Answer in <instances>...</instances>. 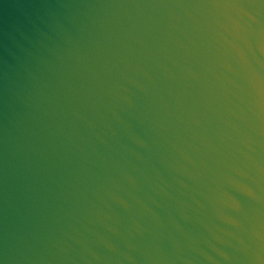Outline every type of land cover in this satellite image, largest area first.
<instances>
[{
	"label": "water",
	"instance_id": "95a60500",
	"mask_svg": "<svg viewBox=\"0 0 264 264\" xmlns=\"http://www.w3.org/2000/svg\"><path fill=\"white\" fill-rule=\"evenodd\" d=\"M0 264H264V0H0Z\"/></svg>",
	"mask_w": 264,
	"mask_h": 264
}]
</instances>
